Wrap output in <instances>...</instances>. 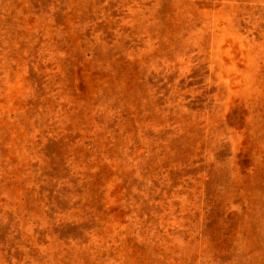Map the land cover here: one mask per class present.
Returning a JSON list of instances; mask_svg holds the SVG:
<instances>
[{
    "label": "rangeland",
    "instance_id": "374dc122",
    "mask_svg": "<svg viewBox=\"0 0 264 264\" xmlns=\"http://www.w3.org/2000/svg\"><path fill=\"white\" fill-rule=\"evenodd\" d=\"M0 264H264V0H0Z\"/></svg>",
    "mask_w": 264,
    "mask_h": 264
}]
</instances>
